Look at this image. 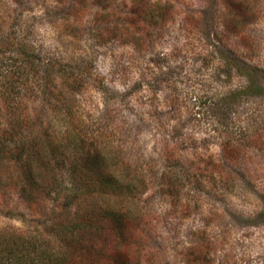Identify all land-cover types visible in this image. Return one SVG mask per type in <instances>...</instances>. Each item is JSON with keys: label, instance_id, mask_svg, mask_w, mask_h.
<instances>
[{"label": "rangeland", "instance_id": "374dc122", "mask_svg": "<svg viewBox=\"0 0 264 264\" xmlns=\"http://www.w3.org/2000/svg\"><path fill=\"white\" fill-rule=\"evenodd\" d=\"M24 29L51 64L7 101ZM8 113L44 141L86 131L140 178L120 199L139 264H264V0H0V129Z\"/></svg>", "mask_w": 264, "mask_h": 264}, {"label": "trees", "instance_id": "16d2710c", "mask_svg": "<svg viewBox=\"0 0 264 264\" xmlns=\"http://www.w3.org/2000/svg\"><path fill=\"white\" fill-rule=\"evenodd\" d=\"M26 29L20 41H4L13 47L5 57L7 101H22L20 89L32 68L51 64L49 58L40 59ZM235 97L232 92L230 102L220 96L211 105L230 107ZM12 116L5 115L0 129V207L25 221L27 230L0 226V264H139L131 251L139 223L120 200L135 195L132 180L139 177L127 181L116 175V161L112 165L96 137L86 131L44 141L40 134L30 137L24 123ZM99 197L107 198L100 205L90 204ZM11 198L22 204L27 219L8 205ZM79 201L86 202L78 206Z\"/></svg>", "mask_w": 264, "mask_h": 264}]
</instances>
